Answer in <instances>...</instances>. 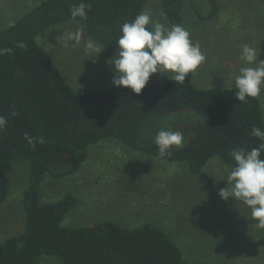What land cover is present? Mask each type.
<instances>
[{
    "label": "trees",
    "instance_id": "trees-1",
    "mask_svg": "<svg viewBox=\"0 0 264 264\" xmlns=\"http://www.w3.org/2000/svg\"><path fill=\"white\" fill-rule=\"evenodd\" d=\"M146 1L83 0L91 7L82 20L71 16L72 7L82 0H42L0 30V51L9 49L0 54V116L8 121L0 132V207L9 193L11 166L28 164L23 231L0 242V264H41L43 256L57 264H191L165 232L148 223L130 229L109 220L61 227L76 198L66 193L41 202L42 182L73 175L86 160L88 148L109 139L169 163L186 164L198 186L209 191L213 182L203 169L210 159L235 167L234 149L251 150L261 143L251 135L253 127L264 130L260 98L240 103L235 89L197 87L192 74L182 84L171 77L152 81L138 95L114 86L82 91L66 83L51 56L37 44L47 29L73 21L96 43L117 48L120 26L144 12ZM209 1L211 16L216 7ZM183 4L184 0H161L170 25H180ZM18 42L26 48L17 47ZM13 111L17 115L12 116ZM172 117L180 125L166 129ZM161 129L184 137L183 146L164 158L154 144ZM25 134L34 138L33 145Z\"/></svg>",
    "mask_w": 264,
    "mask_h": 264
},
{
    "label": "rangeland",
    "instance_id": "rangeland-1",
    "mask_svg": "<svg viewBox=\"0 0 264 264\" xmlns=\"http://www.w3.org/2000/svg\"><path fill=\"white\" fill-rule=\"evenodd\" d=\"M42 0H0V30L21 18ZM184 0L181 23L191 33L206 57L192 81L200 88L235 89L234 77L242 66L241 46L260 49L264 60V0ZM161 0H147L144 12L171 27L165 19ZM200 17V18H199ZM76 22L53 26L37 37V44L51 56L67 84L82 91L112 87L113 68L108 63L117 48L98 44L103 51L90 58L84 52L89 39L83 30L81 42L65 45L62 35L80 27ZM168 78L171 74H167ZM154 74L148 83L166 79ZM147 83V84H148ZM146 84V85H147ZM260 100L264 118V91ZM168 118L166 129L177 128ZM28 164L11 166L10 189L0 207V242L18 236L24 227L23 191L28 185ZM232 166L214 157L204 167L213 182L204 191L186 164L169 163L132 150L115 140H103L87 150L86 160L71 176L42 182L41 202L60 199L66 193L76 204L60 226L77 228L109 220L124 228L151 224L160 228L179 247L191 264H264V229L256 227L250 209L231 198L222 200ZM40 257L41 264H57Z\"/></svg>",
    "mask_w": 264,
    "mask_h": 264
},
{
    "label": "clouds",
    "instance_id": "clouds-1",
    "mask_svg": "<svg viewBox=\"0 0 264 264\" xmlns=\"http://www.w3.org/2000/svg\"><path fill=\"white\" fill-rule=\"evenodd\" d=\"M91 6L82 0L71 9L73 19H86V9ZM83 25L75 31H67L62 39L67 46L69 42L78 45L83 36ZM115 55L108 61L113 68L112 84L117 88L130 89L140 94L154 74H171L172 80L182 84L186 78L206 61L199 44L193 43L191 33L182 25L167 27L155 21L148 12L139 13L131 22L120 26V36ZM17 47L24 49L26 45L18 42ZM101 48L95 40L84 41V52L90 58L98 56ZM3 49L0 54L8 52ZM260 49L247 44L241 46V67L234 77L235 98L240 103L260 98L264 91V60L258 61ZM168 78V75H167ZM12 116L17 115L15 111ZM7 119L0 116V132L7 126ZM251 135L261 143L251 150L238 148L231 152L235 167L229 168L228 182L218 195L227 201L230 198L239 201L250 209L256 227L264 229V130L253 127ZM29 145H33L32 137L25 134ZM39 142L43 143L42 137ZM184 137L179 131L161 129L154 137L159 157L170 156L173 149L183 146Z\"/></svg>",
    "mask_w": 264,
    "mask_h": 264
}]
</instances>
